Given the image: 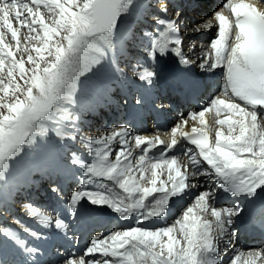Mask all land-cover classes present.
Listing matches in <instances>:
<instances>
[{
    "label": "snow or ice",
    "instance_id": "snow-or-ice-1",
    "mask_svg": "<svg viewBox=\"0 0 264 264\" xmlns=\"http://www.w3.org/2000/svg\"><path fill=\"white\" fill-rule=\"evenodd\" d=\"M158 2L161 13L167 14V0ZM258 3L264 5V0ZM139 6L138 0H0V186L8 184L13 162L53 132L75 139L68 123L76 117L67 106L76 102L79 78L101 63L120 20ZM179 16L177 12V19L157 17L163 30L150 40V58L172 51L189 63L180 51ZM212 19L217 36L200 67H223L224 82L221 94L207 107L189 113L201 127L184 131L188 121L182 119L162 138L159 133L134 134L122 126L88 138L89 159L73 154L71 163L80 176L67 199V212L78 215L82 201H87L122 220L135 219L136 225L94 237L83 255L69 256L64 264H221L218 244L227 236L231 247L229 228L244 211L240 201L253 202L264 192V7L249 0H226ZM212 27L209 20L195 31ZM23 30L27 35L21 37ZM138 67V73L133 69L138 79L151 84L155 73ZM224 111L228 115L220 119ZM211 112L217 117L214 139L205 118ZM180 139L194 146L184 150L183 163L172 155ZM153 149L158 156L150 155ZM201 175L213 179L214 187L196 195L173 224L142 226L164 218L170 201L198 187L189 180ZM216 189L236 202L216 207ZM26 207L39 224L68 228L63 218ZM259 207L264 223V202ZM209 214L212 219L205 218ZM23 231L42 238L27 227ZM0 237L32 256L40 251L10 227H0ZM6 255L0 241V264H8ZM244 257L243 264H264V250H251Z\"/></svg>",
    "mask_w": 264,
    "mask_h": 264
},
{
    "label": "bare ground",
    "instance_id": "bare-ground-1",
    "mask_svg": "<svg viewBox=\"0 0 264 264\" xmlns=\"http://www.w3.org/2000/svg\"><path fill=\"white\" fill-rule=\"evenodd\" d=\"M145 1L146 0H138L140 6L131 15L124 16L120 20L121 25L123 27L129 26V29L131 28L132 32L128 34L127 39L126 38L124 39L125 46L121 45L119 47L118 45L112 44L113 50H115V53L112 55H107L106 56L107 58H111L112 60H114L116 58V56L119 54L122 57H124L122 59H125V63L128 61L129 58H132V59L136 58V60L134 62H137L138 61L137 58L140 55H137L136 53L139 52V50H140V52H142V47H141L140 41L138 44H136V43L138 40H140V37H142L143 34H141V33L136 34L137 32H136L135 27H140L141 31H143L145 29L146 31L147 30H150V31L153 30L156 32V30L154 28H152V26H155V28H159L158 32H160L163 29H162V26L156 22L157 17L165 18V19H177V17H176L177 12L180 13V16L178 18V21H180V22H178V30H179V35H180L181 41H182L180 48L183 49L182 45H184V50H185L184 55L187 56L190 60L194 61L198 58V56L201 55V53L204 50L207 51V45L205 46V43H203V42H205L207 37L210 35V31L209 30L206 31L203 28H201L200 31H195V29L197 27H200L204 23L208 22L209 20H211L213 23L212 28L217 29V27L215 26L216 22L212 19V17H213V13L215 11L220 10L223 6V5H220L218 3V0H175L177 3H179L180 8H176L175 11H172L173 10L172 6L169 3H167L168 10H169L168 14H161L160 13V5H159V2L157 1L158 4L156 6L158 7V9L154 13L149 14L146 17L147 19L145 18V19H143V21H141V19H142L141 11L144 10V8H148V11H151V9L148 7V4L144 3ZM169 1H171V3L173 4L172 0H169ZM154 3H156V1ZM190 6L192 7V9L187 12L186 10ZM145 11L148 12L146 9H145ZM184 15L187 16L186 21H183ZM130 22H133L134 24H130ZM143 23L145 25H143ZM180 25H184V27H180ZM146 31H144L143 36L146 35ZM24 35H27V33L22 31L21 37H23ZM128 40H130V42ZM169 47L171 48L173 46L170 45ZM208 51L211 52L212 51L211 48H209ZM103 63L107 64V61L105 59H103ZM194 63H196V62L194 61ZM103 66H105V67H103ZM112 68L115 69V67L113 65H112ZM122 68H124V66H122ZM197 69H198V61H197V65H195V70H197ZM177 73L180 74L182 77H185V74L183 72H177ZM215 73L219 74L218 68L216 69ZM131 75H132V78H134V76H133L134 74L132 73ZM111 78H112L111 66L110 65H103L102 63L97 65L92 72L85 73L83 76H81L79 78L78 84H79L80 91L76 92V95H75V101L76 102L74 104L67 106L68 108H71V109H69V111H71L73 113V115L76 117L75 120L80 121L83 125H86L87 121H90V127H91V125L99 124V127L102 125L103 119L105 118L106 114L109 115L113 111H112L111 106H109L107 104H105L104 106L102 105L103 101L100 100L102 96L99 94V91L97 89V84L99 82H103V81H105V83L108 84L110 82ZM87 83H88V85L86 86ZM110 86H111V84L106 85L104 87V90H108L110 88ZM87 90H88V92H87ZM116 91H117V89H116ZM220 94H221V89H219L217 91V93H215L213 96L206 99L205 104H203L201 106V108L195 109L192 107L188 110L187 113L186 112L181 113L180 117H177L178 116L177 113H180V110H181L180 108H178L177 111L174 113L176 120L172 126L174 127L177 123H179L182 119H184V120H187L188 123L190 121H192L195 124H198L199 127H201V125H199L198 120L193 121L189 117V113H195V112L201 111L204 107H207L209 105L212 98H214ZM180 98L182 100L183 99L189 100V98L185 97L184 95H181ZM132 103H134V102H132ZM81 104L82 105L85 104V105L81 106ZM121 105L122 104L119 103V106H121ZM106 106H108V107H106ZM98 108H104V110H106L105 115H104V111H100V113L97 115ZM93 111H95V113L92 115L91 112H93ZM86 112H88V113H86ZM226 115H228V113L226 111H224L221 113V116L219 118L223 119ZM205 118L211 127V130H212L211 135H212V138L214 139L215 128L218 127L215 124V119H217V117L215 116L214 112H211V113H206ZM169 125H170V122L167 120L166 126H169ZM226 130L227 129L225 126V131ZM132 131L134 134H140V135L149 136V137L157 134L156 126L153 125V123H150L145 130L139 131V129H132ZM82 132L87 133V137H99L100 134H102V133L103 134L109 133V132H107V130H103V129L99 130V129H97V127L95 129H90V130L89 129H83ZM164 133H168V132L162 131L160 133L162 138H166L163 135ZM183 152L179 155L180 157L184 156ZM21 157H26V156L24 154H22ZM69 170L71 173H73L75 175V177H77V175L80 174L78 168H70L69 167ZM189 175L191 177L190 172H189ZM68 177H70V175H68ZM71 180H72V176H71ZM205 180L206 179H202V178H201V180L199 178H190L189 183H196V184H198V187L189 188L187 190V194L184 195L183 197H180V198H187L191 193L194 192L191 200L180 211L181 215H182L184 209H186L189 205L194 203V198L196 195H198L202 191L207 190ZM55 188H56V186H55ZM62 189H63V187H62ZM42 190H43V188H42ZM63 191H64V189L62 191L59 190L58 191L59 195L55 194L54 196H46L45 197L46 203L41 205L40 208H42L44 211L49 206L55 205L56 200L66 199L68 191L66 193H64ZM240 203H241V206L243 209L247 207L246 202L245 203L240 202ZM215 205H220L223 207L224 206H231L230 204L227 203L223 193L221 194V196L217 200H215ZM32 207H35V206H32ZM36 208L40 209L39 207H36ZM82 208H86V209L92 208V209H95V211L98 214H101V211L99 209H96V207L88 204V202L85 203L83 201V207ZM104 210H107V208H104ZM0 211H1V213H3L2 210H0ZM45 212H47V210H45ZM57 214H60V212L57 211ZM66 214L68 215V213H66ZM205 218L206 219H212L209 215H207ZM90 222L92 224H94V222H92V221H90ZM95 224H97V223H95ZM98 225L101 226V225H103V223H100ZM146 226L151 228V224H147ZM26 227L28 228V226H26ZM234 227H235V225H233L232 227L229 228V233L232 234L231 235V247L228 246V243H227L228 237L227 236L221 238V240L218 244L219 258H220L221 264H230L231 260L234 257H239V259L237 260V264H243V261L245 258L244 254L248 253L251 250H263L260 248L261 244H259L260 242L258 240L250 239L246 236L239 235V233L236 231V229ZM18 232L22 235L25 234L23 229L21 231H18ZM98 232H100L99 228L97 229V233ZM107 232H108V230H106L105 233H103V234H108ZM74 236H75L74 232H71V231L63 232L61 234H57V241L63 240V241H66L67 243L68 242L70 243ZM0 241H3L4 246L7 249L6 259L13 260L14 257H18L19 253L15 252L14 250H11L9 247H7L8 243L4 238L0 237ZM39 242L41 243L42 241H39ZM54 247H55V245L53 243H49V245L45 248V250L47 252L49 250H51V252L54 253V251H53ZM83 253H84V247L75 248L73 250V252H71V254L77 255V256L83 255ZM22 254H23V256L20 258V261L24 262V264H26V261H28V258L30 255L23 252V251H22ZM56 258H59V256ZM64 259H66V258H64ZM52 264H64V263H52Z\"/></svg>",
    "mask_w": 264,
    "mask_h": 264
},
{
    "label": "rangeland",
    "instance_id": "rangeland-1",
    "mask_svg": "<svg viewBox=\"0 0 264 264\" xmlns=\"http://www.w3.org/2000/svg\"><path fill=\"white\" fill-rule=\"evenodd\" d=\"M155 1H156V3H154ZM144 3L148 4V7L151 9V11H148V8H144V10L141 11V14L142 15L145 14L146 17L149 15V13L150 14L154 13L158 9V7L156 6L158 4L157 0H146ZM145 9L148 12H146ZM45 15L47 16L48 14L45 13ZM144 16H141V17H143L142 20L145 19ZM186 20H187V16L184 15L183 21H186ZM49 22H51V21H49ZM178 22H180V21H178ZM130 24H134V23L130 22ZM153 27L155 29V26H152V28ZM180 27H184V25H180ZM135 28H136V32H137L136 34H139L141 30H138V28H140V27H135ZM23 32L27 33V30H23ZM131 32H132L131 28L129 29V26L123 27L121 25V21H120L118 31L116 34L117 38H115V39L123 42L125 38L126 39L128 38L127 36ZM9 40H10V37H9ZM128 41L130 42V40H128ZM139 41L140 40H138L136 44H138ZM139 52H140V50H139ZM139 52H137L136 54L139 55ZM122 58H124V57H122L121 55L118 54L114 60L122 59ZM104 59L107 61V64L103 63V60H102L101 63L103 65H109V63L111 61H113L111 58H107V57H104ZM130 60H132V61H130ZM121 65L124 66V68H122ZM118 66H119L120 70H128L130 74H132V73L135 74L131 68L133 66L138 67L139 63H138V61L134 62L132 58H129L128 61L126 62V65H125V63H121ZM103 67H105V66H103ZM136 70H137V72L139 71V69H136ZM87 85H88V83L86 84V86ZM114 88H115V92H116L117 88L116 87H114ZM79 91H80V89H79V84H78L76 92H79ZM87 92H88V90H87ZM121 102H122V100L119 101V103H121ZM81 106H82V104H81ZM106 107H108V106H106ZM69 109H71V108H69ZM100 111H104V115H105L106 110H104V108H98L97 115L100 113ZM86 113H88V112H86ZM93 126L94 125H91V127H90V125L88 126V124L83 125L80 121L74 120L73 122L68 123V130L71 133V135H73L75 137L77 136V134H80V138H81V134H82V135L86 136V138L88 139L90 137H87V133H83L82 130L83 129H89V130L93 129L94 128ZM97 126H99V124H97L96 127ZM68 139H70V138L65 137L62 139V138L58 137L53 132L52 134H50L49 138L46 141H42L37 147L32 148V149H26L25 152L23 153L26 157L20 156L17 159V161H14L15 163L13 162V164H12V175L9 178L8 184L6 186H0V210H2V212H3V213H1V211H0V227H10V228H12L18 232V231H21L23 229V227L30 226V225H39V223L37 222L36 219H34L33 217L28 215V211H27L26 206L31 205V206H35V208L36 207L40 208L41 205L46 203V199H45L46 196H54L55 194L59 195L58 192L52 191L53 186L54 187L56 186V188L59 189L60 191H62L61 187H63L64 193H66L68 191L67 189L71 187L70 181H73L72 184L74 186H76V182L74 181L76 179V177L73 173L70 172L69 167L70 168H78V166L73 165L70 160H67V163H66L67 167H65L66 169L63 171L64 180H55L52 178L53 176H51V175H49L50 177H48L47 179H45V180L41 179L40 181H37V180H39L37 175H32L30 180H29V178H28L29 174H27V172L25 170V166H26V168L27 169L29 168L30 170H32V172H35V171L36 172H42V170L44 171L45 168H47L48 166H50V164H52L54 162L55 163H61L62 161H60L58 159V158H60L59 156H58V158L46 157L43 154L40 147L45 144V145L50 146L51 149H54V150H58L57 148L60 149L63 146L66 149H68L66 144H65L66 140H68ZM73 144H75V143H73ZM76 144L79 145V142H76ZM33 161H35V162H33ZM34 164L40 165L41 168L35 167ZM68 175H70V177H68ZM71 176H72V180H71ZM19 179H21V180L25 179L26 184L20 183ZM37 182H39V183L36 184ZM42 188H43V190H42ZM193 194H194V192L192 193V196H193ZM190 200L191 199L186 198V203H188ZM84 202L86 203L87 201H84ZM40 210L43 211L42 208H40ZM80 213L81 212L79 211V214ZM180 213L178 212V214H180ZM78 215H76V216H78ZM68 216H70V215L68 214ZM20 235L24 238H28V235L26 233L23 235L22 234H20ZM1 238H3V237H1ZM7 243H8L7 247H12L13 249L19 250L17 247H15L10 242L7 241ZM64 260H66V259H64Z\"/></svg>",
    "mask_w": 264,
    "mask_h": 264
}]
</instances>
